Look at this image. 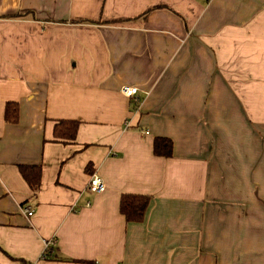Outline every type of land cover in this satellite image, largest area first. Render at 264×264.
Masks as SVG:
<instances>
[{"label": "crops", "instance_id": "crops-1", "mask_svg": "<svg viewBox=\"0 0 264 264\" xmlns=\"http://www.w3.org/2000/svg\"><path fill=\"white\" fill-rule=\"evenodd\" d=\"M32 261L264 264V0H0V264Z\"/></svg>", "mask_w": 264, "mask_h": 264}, {"label": "trees", "instance_id": "trees-1", "mask_svg": "<svg viewBox=\"0 0 264 264\" xmlns=\"http://www.w3.org/2000/svg\"><path fill=\"white\" fill-rule=\"evenodd\" d=\"M18 119V104L8 101L4 107V120L15 123ZM78 122L68 119H60L54 125V138L62 142H70L75 139ZM153 153L157 156L170 157L172 154V141L166 137H155L153 139ZM20 174L28 183L32 192H36L39 179L40 167L22 165ZM149 197L143 194H123L119 200V212L128 222H140L143 218Z\"/></svg>", "mask_w": 264, "mask_h": 264}, {"label": "built area", "instance_id": "built-area-1", "mask_svg": "<svg viewBox=\"0 0 264 264\" xmlns=\"http://www.w3.org/2000/svg\"><path fill=\"white\" fill-rule=\"evenodd\" d=\"M121 92L129 98L135 99V95L137 93V87L123 85L121 87ZM103 189H104V183H103L101 176L97 172H93L90 175V178H89V181L87 184V190L92 192V193H97V192H101ZM87 205H88V203H87ZM25 212H26L27 216L32 215V211L29 210V208H27ZM53 243H54V239L53 240L49 239V240L43 241V251H42L38 261L40 259L43 260L47 257L48 250L51 248ZM26 264H39V263L37 261H32V262L26 263ZM94 264H98V263L96 261H94Z\"/></svg>", "mask_w": 264, "mask_h": 264}]
</instances>
